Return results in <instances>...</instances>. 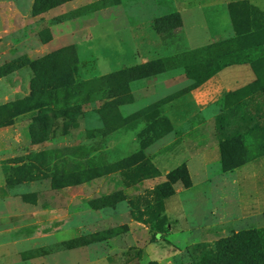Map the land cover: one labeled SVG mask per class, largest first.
I'll return each instance as SVG.
<instances>
[{"label": "rangeland", "instance_id": "1", "mask_svg": "<svg viewBox=\"0 0 264 264\" xmlns=\"http://www.w3.org/2000/svg\"><path fill=\"white\" fill-rule=\"evenodd\" d=\"M53 1L0 0V264H205L218 260L219 240L239 232L255 230L264 243V143L244 128L263 119L264 91L194 95L214 68L181 65L213 43L207 12L225 21L227 1ZM238 2L245 21L255 15L253 3ZM262 36L239 40L264 80ZM67 46L77 81L158 59L166 70L129 83L130 100L114 106L108 134L100 108L115 98L117 80L97 84L98 96L74 115L40 126L51 110L19 114L16 102L31 94L32 62ZM231 138L229 161L249 159L227 170L222 142ZM103 166L117 170L86 177ZM180 166L189 185L172 175ZM70 172L84 179L73 183ZM166 185L175 193L164 198ZM104 196L108 205L92 207Z\"/></svg>", "mask_w": 264, "mask_h": 264}, {"label": "trees", "instance_id": "2", "mask_svg": "<svg viewBox=\"0 0 264 264\" xmlns=\"http://www.w3.org/2000/svg\"><path fill=\"white\" fill-rule=\"evenodd\" d=\"M63 0L57 1L54 0L51 4L55 6L57 3ZM247 1V0H242ZM241 2V1H240ZM238 1L232 2L229 5L231 17L233 20V25L235 29V35L231 38L213 42L207 46L194 49L189 52L187 55V61L181 65L194 64L208 59L218 58L220 65L226 67L235 63H249L257 75V79L252 83L244 86L240 89L227 93L224 97L227 98L235 92H242L244 89H251V87L256 86L261 91H264V80L261 77V71L259 62L255 61L252 56L244 58L243 51L244 47L241 45L242 36L251 33H262L264 28V13L260 11L255 6V15H250L249 20H244L245 13L242 14L241 11L236 10L235 3H240ZM248 25V26H246ZM259 42L256 44L261 50L264 49V37L258 39ZM218 46H222L221 50L217 52L213 51ZM246 47V46H245ZM247 49H251V46H247ZM69 54V55H68ZM76 57L75 48L72 46H67L48 53L46 56L37 59L32 62L34 69V77L31 81V94L25 99L18 100L16 105L19 107V114L27 113L35 109L48 108L52 113H46L42 116L40 121V126H47V122L53 120L55 122L56 118L60 116H70L78 109H81L80 104L86 103L87 101H93L96 96H98V91L95 87L102 81H118V86L115 84L113 86L114 91L116 92L115 98L109 94L110 100L104 102L100 108L102 112V118L104 121V127L100 130L103 135L108 134L112 131V119L114 116V106L118 104V100L124 102H129V83L145 78L148 76L158 75L166 70V62L163 60H154L141 63L132 67H128L119 71L111 72L99 78H93L89 80H75L74 72L77 70V64L73 61L72 56ZM190 57V58H189ZM65 58L68 62L61 64L59 60ZM71 58V61L70 59ZM59 61V69L55 70L52 73H45L48 66L51 63ZM264 64V61H263ZM113 85V84H112ZM110 92L112 88H108ZM49 90H51L49 94ZM57 94H54V91ZM53 91V92H52ZM119 91V92H118ZM74 115V114H73ZM131 115L126 118H121L122 121H128L131 119ZM255 116H253L254 118ZM118 119L116 117L115 121ZM264 122L263 119L259 120L257 123ZM118 123V121H117ZM252 123V122H250ZM251 127V124L244 125L245 130L252 132L255 129L259 132V137L263 140L264 143V126ZM255 128V129H254ZM169 128L166 131L161 132L160 134H166L167 131H170ZM31 137L35 142L44 141V138L40 133H37L35 130H32ZM234 144H237V141H234L233 138L226 139L222 142V164L224 169H233L236 166L244 163L249 158L241 159L236 161L233 164L229 161V155L231 149L234 147ZM88 168L86 169V177H93L97 175H102L117 170V166L109 168L108 166H103V168ZM84 175V174H83ZM172 175L176 179H181L185 184L189 185L191 183L190 174L185 166H180L172 172ZM69 178L72 179L73 183H77L80 180H83L84 177L80 176L79 172H70L68 174ZM85 177V178H86ZM159 193L162 197L166 198L175 193V190L172 186L166 185L165 189H160ZM110 203L109 196H104L102 198L96 199L92 207H104ZM264 243L260 240L259 232L255 230H247L239 232L231 237H226L217 242L218 249V260H214L212 263L206 262L205 264H264ZM147 264H159L156 260H151Z\"/></svg>", "mask_w": 264, "mask_h": 264}, {"label": "crops", "instance_id": "3", "mask_svg": "<svg viewBox=\"0 0 264 264\" xmlns=\"http://www.w3.org/2000/svg\"><path fill=\"white\" fill-rule=\"evenodd\" d=\"M224 1H227V3L226 5H221V7L223 12L222 16H224L225 21H219V15L215 17V15L207 12L211 23L210 32L212 33V42L231 38L235 35V29L229 5L230 3L236 2L238 0ZM248 1L253 3L254 6L264 13V0ZM209 6H207L206 9L209 8ZM189 66H200L209 72L211 68H214V75H211L212 77L207 79L205 82H201L199 86L194 87L191 91L194 95H201L206 98H211L217 94H219L220 97L225 96L227 93L240 89L257 79V75L249 63H235L226 67H222L220 65L219 59L213 58L194 63ZM209 75L210 74H208V76ZM3 187L6 189L4 184Z\"/></svg>", "mask_w": 264, "mask_h": 264}]
</instances>
